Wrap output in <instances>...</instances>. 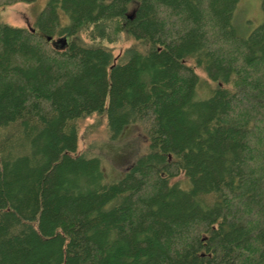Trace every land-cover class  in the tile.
<instances>
[{"label":"trees","instance_id":"obj_1","mask_svg":"<svg viewBox=\"0 0 264 264\" xmlns=\"http://www.w3.org/2000/svg\"><path fill=\"white\" fill-rule=\"evenodd\" d=\"M238 2L47 0L31 27L0 20V264H264V19L242 34ZM92 116L111 141L147 137L116 180L78 150Z\"/></svg>","mask_w":264,"mask_h":264},{"label":"rangeland","instance_id":"obj_2","mask_svg":"<svg viewBox=\"0 0 264 264\" xmlns=\"http://www.w3.org/2000/svg\"><path fill=\"white\" fill-rule=\"evenodd\" d=\"M47 0H36L31 4L16 3L0 9V20L12 26L31 27ZM264 12L261 0H239L233 14V24L246 35L262 23ZM132 40L122 35L108 45L114 56H119L132 45ZM199 75H203L198 72ZM148 141L140 124L125 128L116 141L107 135L104 117L92 116L79 126L78 150H90L103 160L109 180L118 179L124 171L147 149Z\"/></svg>","mask_w":264,"mask_h":264},{"label":"water","instance_id":"obj_3","mask_svg":"<svg viewBox=\"0 0 264 264\" xmlns=\"http://www.w3.org/2000/svg\"><path fill=\"white\" fill-rule=\"evenodd\" d=\"M59 42H60V41H59ZM61 43L64 44V43H65V40H63Z\"/></svg>","mask_w":264,"mask_h":264}]
</instances>
